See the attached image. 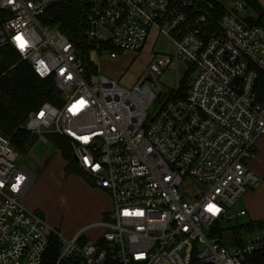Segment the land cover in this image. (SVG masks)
I'll return each mask as SVG.
<instances>
[{
    "label": "built area",
    "instance_id": "2783aa9c",
    "mask_svg": "<svg viewBox=\"0 0 264 264\" xmlns=\"http://www.w3.org/2000/svg\"><path fill=\"white\" fill-rule=\"evenodd\" d=\"M67 2L0 0V50L12 48L40 79L54 81L61 102L45 103L21 129L43 143L50 134L70 142L79 169L110 195L111 221L97 241L59 236L23 207L32 175L0 136V264H43L52 235L61 248L57 264H253L264 257V235L230 250L215 237L221 222L247 215L233 208L260 185L247 163L264 138V17L248 24L245 5L226 1L217 33L192 13L193 0H86L91 54L138 53L153 30L175 46L125 89L100 73L87 81L74 44L42 24L48 9ZM179 63L193 69L186 96H176L178 86L150 118L162 97L159 76L169 68L178 79Z\"/></svg>",
    "mask_w": 264,
    "mask_h": 264
},
{
    "label": "trees",
    "instance_id": "16d2710c",
    "mask_svg": "<svg viewBox=\"0 0 264 264\" xmlns=\"http://www.w3.org/2000/svg\"><path fill=\"white\" fill-rule=\"evenodd\" d=\"M230 1V0H225ZM241 2L252 11L255 16L249 17L248 24H260L264 17L263 10L257 0H233ZM86 0H69L65 4L51 7L41 17V22L51 28L58 29L66 35L74 44L77 56L85 69V79L90 82L92 76L98 74V67L91 60V53L96 46L91 44L85 31L86 15L88 13ZM193 14L205 16L211 32L220 33V20L227 12L225 3L221 0H193L191 9ZM114 50L113 48H109ZM19 60L12 48L6 47L0 50V136L10 139L13 148L21 158L26 157L35 143L38 141L32 135L21 128L25 125L29 115L37 112L45 103L58 105L59 92L52 79H40L27 63L16 65ZM193 76V69L189 68L185 80L180 82L177 97H185ZM51 141L55 143L66 161L65 171L68 174H80L86 178L79 169L74 151L68 140L55 134H50ZM254 228H264V222H249L242 228H237L238 235L242 232H253ZM221 246L225 247L224 240L215 234ZM244 239L239 235L235 241V247L243 245ZM60 245L57 236L52 235L49 248L45 254L43 264H57L60 255ZM253 264H264V257H256Z\"/></svg>",
    "mask_w": 264,
    "mask_h": 264
},
{
    "label": "rangeland",
    "instance_id": "374dc122",
    "mask_svg": "<svg viewBox=\"0 0 264 264\" xmlns=\"http://www.w3.org/2000/svg\"><path fill=\"white\" fill-rule=\"evenodd\" d=\"M221 1L226 2L225 0ZM231 3L229 1V4ZM250 14L255 16L252 11ZM174 52L173 42L163 35L157 38L156 32L153 31L147 45L138 53H120L115 60L110 59L107 52L101 55L93 53L91 58L95 60L101 75L119 83L122 88L129 89L139 81L154 56H173ZM20 63L19 60H16V65ZM187 71L188 67L179 63L178 79L176 73L169 68L162 72L158 78L159 89L157 91V94H161L162 97L149 109L150 118H154L165 100L176 93L179 82L185 80ZM256 147L257 157L250 160L247 166L260 180L259 187L254 191L261 194L259 203L264 208V179L262 176L264 172V138L257 141ZM21 165L33 171L36 177H40L37 202L40 203L42 211L45 213V217L41 216V218L47 220L46 222L52 226L59 236H64V229L67 226L82 224L91 220L94 205L89 204L85 199V184L88 182L80 174H68L65 171L59 149L51 141L50 135H48L47 143L41 141L35 143L28 156L23 157ZM38 169H43V173H38ZM243 208L244 198H241L236 203L233 211L238 213ZM104 220L106 222L111 221L108 215ZM249 222L251 221L248 217H240L230 222H221L215 228V233L218 237L221 235L225 248L230 250L235 247V241L239 238V235L245 242L255 239L256 236L264 235V232L259 228H254L252 233L242 232L238 235L237 228H242Z\"/></svg>",
    "mask_w": 264,
    "mask_h": 264
},
{
    "label": "crops",
    "instance_id": "0c3cea01",
    "mask_svg": "<svg viewBox=\"0 0 264 264\" xmlns=\"http://www.w3.org/2000/svg\"><path fill=\"white\" fill-rule=\"evenodd\" d=\"M153 31H155L157 34L156 30ZM91 60L97 66L95 60L93 58H91ZM98 73H100L99 70ZM37 140L40 141L38 138ZM59 155L63 161V166L65 167L66 161L64 160L60 151H59ZM27 170L32 175V180L28 188L21 197V203L23 207L29 212H34L39 214L40 216L45 217V213L42 211L43 210L42 206L40 205L39 202H37L38 194H39L40 177L39 178L36 177L33 174V171L29 169ZM43 171H44L43 169H38L37 172L42 174ZM262 174L264 179V172ZM33 176H35V178ZM253 191L246 192L242 197L244 198V208L241 209L240 211H246L247 215L245 217H248L249 220L253 223L264 222V208H262L263 206L259 203L261 199V194L257 193L256 191L254 192ZM85 199L89 204L92 203L94 205L93 216L91 220L85 223L67 226L64 229V236H63L66 239H72L76 235L81 233L84 235L86 239L97 241L101 238L102 234L105 231L102 226V223L105 222L104 219L106 218L107 214L111 212L113 208L110 195L106 191L98 187H95L93 184L87 183L85 184ZM48 226L52 230H54L51 225L48 224Z\"/></svg>",
    "mask_w": 264,
    "mask_h": 264
},
{
    "label": "water",
    "instance_id": "95a60500",
    "mask_svg": "<svg viewBox=\"0 0 264 264\" xmlns=\"http://www.w3.org/2000/svg\"><path fill=\"white\" fill-rule=\"evenodd\" d=\"M22 161V158L19 156V158L17 159V163L19 164ZM35 178V176H33Z\"/></svg>",
    "mask_w": 264,
    "mask_h": 264
}]
</instances>
